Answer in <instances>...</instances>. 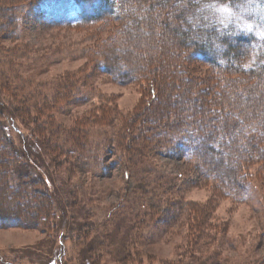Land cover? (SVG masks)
I'll return each instance as SVG.
<instances>
[{
	"label": "rangeland",
	"instance_id": "1",
	"mask_svg": "<svg viewBox=\"0 0 264 264\" xmlns=\"http://www.w3.org/2000/svg\"><path fill=\"white\" fill-rule=\"evenodd\" d=\"M39 1L26 0L13 8L15 13L5 12L8 18H15L13 29L10 23L0 20V111L14 117L8 121L13 126L6 128L7 144L0 145V150L9 156L8 163L4 161L0 169L17 161L29 165L27 158L22 160L21 151L27 154L25 139L33 143L40 139L41 134L33 133L31 119L37 116L33 106L46 99L53 108L43 115H54L56 131H61L60 142L71 159H66L67 155L55 157L42 147L38 149L49 177L43 169H32L30 177L35 183L26 190L29 199L36 198L33 201L36 205L40 200L36 191L52 192L55 186L64 205L66 226L63 224L57 233L39 226H0V264H244L263 256L264 237L259 236L260 223L264 220L262 182L247 179L252 190L246 194L242 188L239 193L233 189L225 194L216 193L215 184L201 176V169L196 172L187 165L191 159L182 158L184 154L176 143L170 145L171 151L163 150L141 161L133 159L129 165L126 160L125 167L120 164L129 145L121 141V124L136 110H143L149 96H164L161 92L169 84L163 86L158 81V92L152 91L151 81L156 83L152 70L162 57L167 59L171 49L163 43L164 50L154 51L156 36L153 43L150 39L136 42L145 60L141 72L135 80H117L103 69L109 68L105 60L108 40L120 44L116 29L129 26L130 19L125 17L120 22L117 17L115 21L75 27L74 15L63 4L51 9L48 2ZM185 1L175 5L182 6ZM161 11L165 10L160 9L157 14ZM194 15L189 16L191 29H203L200 24L203 20L221 32L242 31L264 40V2L229 4L203 0L198 14ZM255 57L257 54L250 59ZM195 70L204 78L214 75L201 63L195 64ZM200 86L198 78L191 82V96L199 95ZM20 102L25 104L29 119L15 118ZM44 117L37 118L45 122ZM72 127L82 132H78L80 138L73 136L76 133L67 136L66 131ZM74 154L78 157L73 161ZM250 168L252 173L256 172L255 176L259 175L260 167ZM9 178L16 187V176L9 172ZM185 182H192L193 186L185 189ZM158 186L181 188L179 194L187 202L201 204L213 199L215 216L227 226L225 236L219 237L216 245L223 244L219 246L223 253L218 260L205 258L216 251L214 247L203 249L205 256L190 248L185 235V213H177L169 225H165L164 216L162 224H155L159 218L134 199H142L148 191L153 201L150 193L156 192ZM139 187L145 190L142 192ZM8 201L0 203V210L12 205L9 198ZM30 211L35 213L34 209Z\"/></svg>",
	"mask_w": 264,
	"mask_h": 264
},
{
	"label": "trees",
	"instance_id": "2",
	"mask_svg": "<svg viewBox=\"0 0 264 264\" xmlns=\"http://www.w3.org/2000/svg\"><path fill=\"white\" fill-rule=\"evenodd\" d=\"M25 1L0 0L1 22L7 21L12 25V29L15 28V18L13 16L8 18L6 13H15L16 10L13 8L25 4ZM40 1H43V4L48 2L51 9L59 8L63 4V8L66 7V10L74 15L75 27L103 20L115 21L117 17L120 22H123L125 17L130 19L129 26H120L116 29L121 38L120 44L108 40L109 49L106 50L108 53L105 60L109 68L104 66L103 69L114 74L117 80L123 82L127 79L135 80L137 74L141 72L140 66L145 60L136 42L150 39L153 43V39L157 37L158 47L152 45L154 51L158 48L164 50L163 43L171 49L167 59L162 57L157 67L152 70L156 83L163 82V86L167 83L169 88L161 92L164 96H149V103L144 104L143 110H136L121 124V141L129 145L125 147L124 161L118 164H124L125 167L126 160L129 165L133 159L141 161L163 150L171 151L170 145L176 143V147L184 154L182 158L191 159L187 165L196 172L201 169V176L209 183L215 184L216 193L223 191L225 194L228 189L237 192L242 188L246 194L252 190V184L250 185L246 180H253L252 178L264 185V40H258L252 34H244L242 31L221 32L210 27L208 22L203 20L200 21L203 29L189 28L191 27L189 16L198 14L203 0L197 2L187 0L182 6L175 4L183 0ZM215 1L229 4L247 1L264 2V0ZM160 9L165 11L157 14ZM121 13L123 15L120 16ZM156 25L159 27L155 28ZM255 54L257 57L250 59ZM196 63H201L214 75H211V78L199 75L195 70ZM163 69L167 71L163 72ZM196 78L200 80L202 86L207 85V88L200 86L199 95L191 96L189 92L191 82ZM151 82L152 91L157 89L158 92L159 83L157 87L154 80ZM221 86L223 88L219 91ZM46 102L45 99L33 106L37 113V116L31 119L35 127L33 133L36 136L41 135L34 143L28 139L24 140L27 154L21 151V157L22 160L27 158L29 165L14 161L11 168L5 166L0 169V203L9 202L8 198L10 204L12 203L8 208L0 210L2 227L39 226L44 227L45 231L57 233L63 224L64 227L66 226L64 205L55 186L52 192L49 191L50 193L46 190L36 191V197H40L38 205L33 204L36 198L29 199L26 190L27 186L35 183L30 177L32 169H43L49 177L48 169L38 149L42 147L46 153L55 157L67 155L66 159H71V154H66V147L60 142L61 131H56L54 115L47 114L46 117L43 115L53 108ZM23 106L25 107V104L21 103L20 109L16 112V119H29ZM5 114V110L0 111L1 146L7 144L9 139L6 128H10L11 125L8 121L14 120V117L10 116L11 113ZM41 116L46 118L45 122L37 118ZM76 125L78 126V123L75 122ZM69 130H65L67 136L76 133L73 136L80 138L79 133L82 132L78 128L72 127ZM0 152H2L1 165L9 156L3 150ZM76 157L77 154L72 155L73 161ZM252 166L261 168V170L258 168V176H255V171L252 173L250 168ZM134 167L137 165L135 164ZM9 172L17 178L16 187L9 178ZM50 181L53 183L51 178ZM184 184L185 189L193 186L192 182ZM162 187L158 186L156 192L150 193L154 202L148 197V191L143 193L142 199L139 200L138 197L134 199L146 208L147 212L159 218L155 224H162L164 216L165 225H169L174 221L177 213H185L187 223L185 235L190 248L202 253L206 247H214L216 251H213L211 256H205L204 253L202 255L205 258L218 260L223 253L219 246L223 244L216 245L219 237L225 236L227 226L225 221L215 216L216 206L213 199L201 204L187 202L179 194L181 188ZM139 190L143 192L145 189L139 187ZM144 198L149 200L145 201ZM32 209L35 213L30 211ZM259 236L264 237V220L260 223ZM228 242L232 248L230 239ZM246 262L244 264H264V255L254 258L251 263Z\"/></svg>",
	"mask_w": 264,
	"mask_h": 264
}]
</instances>
